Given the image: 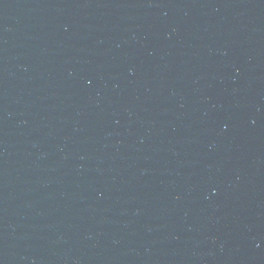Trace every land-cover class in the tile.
Wrapping results in <instances>:
<instances>
[{
    "label": "water",
    "instance_id": "obj_1",
    "mask_svg": "<svg viewBox=\"0 0 264 264\" xmlns=\"http://www.w3.org/2000/svg\"><path fill=\"white\" fill-rule=\"evenodd\" d=\"M0 264H264V0H0Z\"/></svg>",
    "mask_w": 264,
    "mask_h": 264
}]
</instances>
